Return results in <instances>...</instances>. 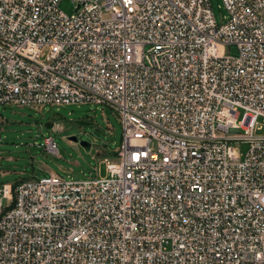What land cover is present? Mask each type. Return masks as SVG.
<instances>
[{"label": "built area", "instance_id": "1", "mask_svg": "<svg viewBox=\"0 0 264 264\" xmlns=\"http://www.w3.org/2000/svg\"><path fill=\"white\" fill-rule=\"evenodd\" d=\"M59 1L0 0V105L120 139L104 176L0 183V264H264V0Z\"/></svg>", "mask_w": 264, "mask_h": 264}, {"label": "rangeland", "instance_id": "2", "mask_svg": "<svg viewBox=\"0 0 264 264\" xmlns=\"http://www.w3.org/2000/svg\"><path fill=\"white\" fill-rule=\"evenodd\" d=\"M210 2L219 23L225 10L220 0ZM57 7L65 14L73 11L68 0H60ZM47 122L50 127L45 126ZM120 131L116 115L107 106L101 109L100 105L80 104L34 109L0 105V183L48 173L64 180L104 176L101 158L111 156L110 152L116 149ZM256 133L264 134V125L258 123ZM48 135L56 144V154L42 147L43 137ZM68 137H75V141ZM247 147L242 143L238 149L244 153Z\"/></svg>", "mask_w": 264, "mask_h": 264}, {"label": "water", "instance_id": "3", "mask_svg": "<svg viewBox=\"0 0 264 264\" xmlns=\"http://www.w3.org/2000/svg\"><path fill=\"white\" fill-rule=\"evenodd\" d=\"M45 126L46 127H50L51 126V123L50 122H47V123H45ZM73 140H75V137H71ZM86 144V146H87V143H85Z\"/></svg>", "mask_w": 264, "mask_h": 264}, {"label": "crops", "instance_id": "4", "mask_svg": "<svg viewBox=\"0 0 264 264\" xmlns=\"http://www.w3.org/2000/svg\"><path fill=\"white\" fill-rule=\"evenodd\" d=\"M54 130H56V129H54ZM68 140H71V141H75V140H73L71 137H68ZM43 147V146H42ZM87 147H89V145L87 144Z\"/></svg>", "mask_w": 264, "mask_h": 264}, {"label": "trees", "instance_id": "5", "mask_svg": "<svg viewBox=\"0 0 264 264\" xmlns=\"http://www.w3.org/2000/svg\"><path fill=\"white\" fill-rule=\"evenodd\" d=\"M114 154V151H111L109 155H113Z\"/></svg>", "mask_w": 264, "mask_h": 264}]
</instances>
